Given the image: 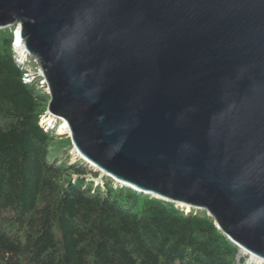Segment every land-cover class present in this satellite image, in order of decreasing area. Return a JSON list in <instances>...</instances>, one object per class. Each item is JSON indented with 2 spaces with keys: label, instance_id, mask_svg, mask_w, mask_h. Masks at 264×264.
<instances>
[{
  "label": "water",
  "instance_id": "1",
  "mask_svg": "<svg viewBox=\"0 0 264 264\" xmlns=\"http://www.w3.org/2000/svg\"><path fill=\"white\" fill-rule=\"evenodd\" d=\"M16 23L89 168L264 260V0H0Z\"/></svg>",
  "mask_w": 264,
  "mask_h": 264
},
{
  "label": "trees",
  "instance_id": "2",
  "mask_svg": "<svg viewBox=\"0 0 264 264\" xmlns=\"http://www.w3.org/2000/svg\"><path fill=\"white\" fill-rule=\"evenodd\" d=\"M12 38L0 33V264H237L205 210L93 187L86 165L48 160L44 99L23 81Z\"/></svg>",
  "mask_w": 264,
  "mask_h": 264
},
{
  "label": "rangeland",
  "instance_id": "3",
  "mask_svg": "<svg viewBox=\"0 0 264 264\" xmlns=\"http://www.w3.org/2000/svg\"><path fill=\"white\" fill-rule=\"evenodd\" d=\"M2 29H4V28H2ZM0 33H4L5 36H7V37H10V34H11V36H14L13 32L12 33L8 32L9 34H7L3 31H1V29H0ZM14 41L15 40H13V38H12L11 50H12V53H13L15 60L20 64L21 69L23 70V78H22L23 81L28 83V84H34L36 86L37 94L41 98L44 99L43 100L44 101V104H43L44 112L40 117V124L49 133L50 140H49V144H48V150H49L48 160L49 161H52L53 159L58 160V162H61V164H64V165H70V166L74 165L73 166L74 168H76L77 164L78 165L84 164L87 166V169L90 171L86 175V182L91 183V185L93 187L97 186V187H100L101 189H104L107 186H112L114 189H121V190L126 192V190L128 188H126L124 185L118 184V182H115L110 176L103 175L101 172L96 171L95 168H89L87 162H85L82 158H80L78 156L74 157L76 149H75L74 144L72 142L71 136L69 135L70 133L60 132V128L63 125L64 120L62 118H59L58 116L50 114L48 109H47L48 102L50 100V95H49V90L47 87L46 80L42 74V71H41L39 64L37 63L35 58L33 56H31L30 54L26 55L25 57H21L22 55L19 53L20 51L18 50V48H16L14 46L15 45ZM72 171H73V168L71 169V171L69 170L67 173H68V175L70 174V176L74 180L75 178H77V176ZM93 173H96L97 175H94ZM131 189H133V188H131ZM133 190H135V189H133ZM135 191H137V190H135ZM139 193L141 195L145 194L143 192H139ZM149 196L151 198L161 200L160 198L154 197L152 195H149ZM162 201L170 202V201H166V200H162ZM170 203H172L176 209L183 211L185 214H189V213L197 214L200 212H204V210L194 208V207H191L189 209L186 206H182L181 204H177L176 202H170ZM186 210H188V211H186ZM205 215L209 216L206 211H205ZM216 228H217V226H216ZM218 230H220V229H218ZM228 240H230V239L228 238ZM247 256H248V254H246V255L242 254L241 250L238 248V253H237V258H236L237 264H252L248 260Z\"/></svg>",
  "mask_w": 264,
  "mask_h": 264
},
{
  "label": "bare ground",
  "instance_id": "4",
  "mask_svg": "<svg viewBox=\"0 0 264 264\" xmlns=\"http://www.w3.org/2000/svg\"><path fill=\"white\" fill-rule=\"evenodd\" d=\"M6 28H12V32H13L14 36L16 35V38H14V36H13V40H16V43H15L14 46L16 48H18V50L20 51L19 53L22 55L21 57H25L26 55H28L27 52H26V50H25L24 41L22 39H20V36H19V31L21 29L20 23H16L15 26L6 27ZM60 132H62V133H70L69 128H68V125H67V123H66L65 120H64L63 125L60 128ZM77 156L80 157V158H82L81 154L77 150H75L74 157H77ZM85 162H87V161L85 160ZM87 164H89V162H87ZM92 167L95 168L96 170L99 169L95 165H92ZM99 172H101L103 175H108V174H104L102 170H99ZM108 176H110L115 182H118V184L124 185V186L126 185V184H123L121 181L117 180L116 178H114L113 176H111V175H108ZM177 204H179V203H177ZM180 204L182 206H186L189 209L191 208V206H189V205H185V204H182V203H180ZM186 211H188V210H186ZM238 248L241 250V253L242 254H244V255L248 254V256H247L248 257V260L252 264H264V260L261 259L260 257L255 256L252 253H249V251L243 249L242 247H238Z\"/></svg>",
  "mask_w": 264,
  "mask_h": 264
}]
</instances>
